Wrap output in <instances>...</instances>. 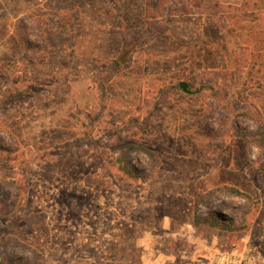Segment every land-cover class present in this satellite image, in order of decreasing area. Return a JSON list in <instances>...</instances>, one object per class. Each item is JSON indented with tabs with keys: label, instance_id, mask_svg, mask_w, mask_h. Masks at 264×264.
<instances>
[{
	"label": "rangeland",
	"instance_id": "obj_1",
	"mask_svg": "<svg viewBox=\"0 0 264 264\" xmlns=\"http://www.w3.org/2000/svg\"><path fill=\"white\" fill-rule=\"evenodd\" d=\"M223 187L257 206L200 197ZM4 237L30 264H264V0H0Z\"/></svg>",
	"mask_w": 264,
	"mask_h": 264
},
{
	"label": "trees",
	"instance_id": "obj_2",
	"mask_svg": "<svg viewBox=\"0 0 264 264\" xmlns=\"http://www.w3.org/2000/svg\"><path fill=\"white\" fill-rule=\"evenodd\" d=\"M23 26V27H22ZM19 31L21 32L22 30L24 31V29L26 28L25 25H21L18 26ZM26 43V46L31 47V42L30 40L25 39L24 40ZM132 150H138L141 151L145 154H149V151L146 150L143 147H139V146H131ZM117 163L120 165V170L121 172L126 175V176H130V177H135L130 170H128L127 168H125L124 166H122V162L120 159L117 160ZM234 196V197H239L244 201V207L242 209H238V210H234L238 215H240L242 217V219H245L247 217V215L250 214V212L257 206V202L253 201L252 198L245 193H242L234 188H227V187H223V188H218L214 191H211L207 194H204L200 197L204 198V199H210L213 198L214 196ZM222 217L214 214L211 216L210 219H205L202 220L201 218H199L198 216L195 217V221H194V225L198 226L199 224L206 222L211 226H218L221 225L222 229L227 230V231H234V230H239L240 227H234V225H232L231 223H227L225 222V220L221 219ZM9 243V238L4 237L1 239L0 241V248L3 249L4 252H1L3 254V256L0 259V264H30L28 262V260L26 258H15L14 256H8L6 254V249L9 247L8 245ZM22 247V246H19ZM33 256H34V262L37 263L38 259L40 258L39 254L32 251Z\"/></svg>",
	"mask_w": 264,
	"mask_h": 264
},
{
	"label": "water",
	"instance_id": "obj_3",
	"mask_svg": "<svg viewBox=\"0 0 264 264\" xmlns=\"http://www.w3.org/2000/svg\"><path fill=\"white\" fill-rule=\"evenodd\" d=\"M180 87L185 90V85L183 83L180 84Z\"/></svg>",
	"mask_w": 264,
	"mask_h": 264
},
{
	"label": "crops",
	"instance_id": "obj_4",
	"mask_svg": "<svg viewBox=\"0 0 264 264\" xmlns=\"http://www.w3.org/2000/svg\"><path fill=\"white\" fill-rule=\"evenodd\" d=\"M158 259H159V260H158ZM161 260H162V259H161ZM156 261H157V263H160V262H159V261H160V258H157V260H156Z\"/></svg>",
	"mask_w": 264,
	"mask_h": 264
}]
</instances>
